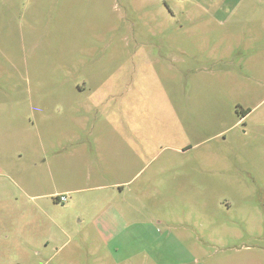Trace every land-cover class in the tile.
<instances>
[{
    "label": "rangeland",
    "instance_id": "1",
    "mask_svg": "<svg viewBox=\"0 0 264 264\" xmlns=\"http://www.w3.org/2000/svg\"><path fill=\"white\" fill-rule=\"evenodd\" d=\"M240 1L0 0V264H264V0Z\"/></svg>",
    "mask_w": 264,
    "mask_h": 264
},
{
    "label": "crops",
    "instance_id": "2",
    "mask_svg": "<svg viewBox=\"0 0 264 264\" xmlns=\"http://www.w3.org/2000/svg\"><path fill=\"white\" fill-rule=\"evenodd\" d=\"M240 2H244V0H241ZM238 4L239 1L236 7ZM71 192L72 190H65L61 194H67L68 196ZM94 220L97 223L98 229L107 240H116L118 235L131 225V222L128 220L124 210L114 205H109L108 207L100 210L95 214Z\"/></svg>",
    "mask_w": 264,
    "mask_h": 264
},
{
    "label": "built area",
    "instance_id": "3",
    "mask_svg": "<svg viewBox=\"0 0 264 264\" xmlns=\"http://www.w3.org/2000/svg\"><path fill=\"white\" fill-rule=\"evenodd\" d=\"M58 198L64 202L68 200L67 194H60L58 195Z\"/></svg>",
    "mask_w": 264,
    "mask_h": 264
},
{
    "label": "trees",
    "instance_id": "4",
    "mask_svg": "<svg viewBox=\"0 0 264 264\" xmlns=\"http://www.w3.org/2000/svg\"><path fill=\"white\" fill-rule=\"evenodd\" d=\"M249 111H250V110H246V111L244 112L243 116L246 115Z\"/></svg>",
    "mask_w": 264,
    "mask_h": 264
}]
</instances>
